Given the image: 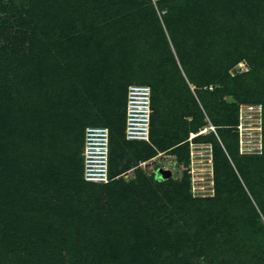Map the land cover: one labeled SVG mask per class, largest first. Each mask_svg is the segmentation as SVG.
Returning a JSON list of instances; mask_svg holds the SVG:
<instances>
[{
	"label": "rangeland",
	"instance_id": "1",
	"mask_svg": "<svg viewBox=\"0 0 264 264\" xmlns=\"http://www.w3.org/2000/svg\"><path fill=\"white\" fill-rule=\"evenodd\" d=\"M6 1L10 2L8 7H4ZM119 1L123 5L113 6L108 14L114 16L130 5L125 19L118 23L116 20L96 23L98 41H94L93 36L88 38L93 40L86 43L88 39L76 33L71 42L63 41L59 46L51 35L36 32L32 24L14 27L22 32L10 30L7 33L10 27L22 21L27 14L25 11L34 6L33 0L0 3V49L6 52L1 53L2 64L0 62V106L4 118L0 171L2 181L10 182L4 192L24 199L22 204L34 209L40 206L55 209L64 218H76L81 224L83 198L79 196L80 191L76 192V183L84 128L115 124L116 137L125 142L121 126L126 87L129 83L145 82L154 90L155 136L165 137L167 133L172 136L174 119H180L182 113L184 120L195 121L198 107L202 111L200 119L213 132L214 141L191 142L189 138L188 161L175 151H158L154 158L143 160L144 152L128 149L126 163L120 166L129 168L123 178L129 183L142 173L143 185L147 178L160 195L163 183L156 181L157 174L174 183L187 182L189 192L196 198L215 197L219 189L221 201L227 205L231 200L236 202L245 197L239 216L235 214L238 218L225 217L227 213L222 206L213 211L220 213L213 215L214 224L222 225L226 233L235 230L234 224H245L243 237L238 232L236 236L240 246L225 255L219 242H204L198 238L197 244L184 242L190 246L188 260L191 264H264V163L251 161L253 156L264 153V118L262 131L256 127L258 122L250 124L249 119L239 118L240 107L262 102L239 92L244 80L242 74L249 73L253 66L249 58L258 57L264 66V0L262 3L260 0H199L206 10L203 15H200L202 10L191 7L198 0ZM259 44L258 54L247 56ZM58 49L61 52H57ZM8 52L25 56L32 60L31 65H8L3 62ZM215 52L223 54L221 56L229 60L227 64H218L216 57L213 58ZM146 72L148 75L144 74ZM221 73L226 74L222 79ZM230 77L238 81L233 88L225 83ZM261 80H264V67ZM8 98L12 99L11 105H5ZM226 108H238L237 123L231 128V134L227 129H211L215 124L226 123L221 112ZM230 117L232 115H226ZM240 123H244L241 131L237 128ZM190 127L188 123L187 131ZM187 131L169 139L163 148L185 138ZM220 143L228 162L217 153L216 146L220 147ZM35 152L36 159L32 155ZM72 152L76 159L70 161L67 155ZM191 152L194 153L192 163ZM115 168H119L118 161ZM139 169L142 172L138 176ZM138 188L131 190L138 194ZM114 189L101 186L90 191L95 203L84 207V212L94 217L82 222L83 225L100 220L98 216L105 212V205H112L111 198L121 195V189ZM6 209L12 215L13 208ZM15 211L18 214L17 208ZM147 230L152 232L154 228L147 227ZM258 249L263 252V261L256 254ZM242 254L250 259L245 262ZM226 258L228 263H225Z\"/></svg>",
	"mask_w": 264,
	"mask_h": 264
},
{
	"label": "trees",
	"instance_id": "2",
	"mask_svg": "<svg viewBox=\"0 0 264 264\" xmlns=\"http://www.w3.org/2000/svg\"><path fill=\"white\" fill-rule=\"evenodd\" d=\"M33 1L34 6L30 10L28 9L25 11L27 14L22 18V21L10 27L7 33H10V30H15V33L22 32L20 28L15 29L14 27L32 24L33 29L40 33V35H51V39L54 42H58V46L64 43L63 41L71 42L76 33H78L80 37L85 36L86 40L94 36V41H98L96 40L98 32L95 24H99L100 22L107 23L111 20H116V23H118V21L125 19V12L129 9L128 7H130V5H128L123 12L110 16L108 12L111 11V8L113 6L118 8L119 5H123L122 2L119 0ZM8 2L9 1L5 2L7 4H5L4 7L9 6L8 4L10 2ZM0 3H3V0H0ZM259 3H262V0H260ZM241 4H243V1ZM192 6H195L197 10H202L200 15H203L204 11H206L203 9L199 0L197 3L192 4L191 7ZM166 23L170 25L169 21H166ZM5 28H8L7 24ZM93 39L90 38L85 41L87 43ZM260 48L261 45L259 44V46H256L247 56L250 54L256 56ZM59 51L61 52V50L58 49L57 52ZM1 53L5 54L6 52L0 49V62L2 64L3 55ZM17 53L8 52V58L4 59L7 62L4 60L3 62L8 65L16 64L20 67L31 65L32 60L22 55L19 56ZM215 55L213 54V58L216 57L218 64L225 65L227 61H229L228 59L226 61V58L224 59L221 56L223 54L219 55L218 52H215ZM257 58L258 57L249 58L253 66L249 73L242 74L243 76L241 77H243L244 80L241 82L242 89L239 93L242 95L244 94V96L250 94L255 98L254 100H261L262 102L260 103L264 105V80L260 82V76L262 75L264 66L260 64ZM144 74H147V72ZM220 76L222 79L226 74L221 73ZM135 83L148 84L145 82ZM225 83H228L231 88H233L238 84V81L236 77H230V79H225ZM128 85L126 87V98ZM202 87L203 90L204 86ZM153 93L154 90L152 87V105L154 104ZM258 97H260V99H257ZM8 99V102L5 101V105L12 104V99ZM178 101H180V99ZM0 104H2L1 94ZM195 110L198 113V118L195 121L188 122L184 120V114L182 113L180 119H174V134L168 136L167 133L165 137L155 136L153 133V123L156 121L152 114L150 142L129 141L125 138V108L124 122L121 126L125 142H120L121 139L116 137L117 133L113 127L116 126L117 128V125L95 124L108 126L111 130L110 176L112 180L104 184L91 183L84 180V161L82 155L84 148L83 135L78 157V164L80 167L78 171L79 178L76 176L78 181V183H76L78 188L76 192L80 191L79 196L83 198L80 209L81 224L80 220H76V218H64V215H59L58 211L55 209H48L44 206L34 209L29 204H22L24 199H18L16 195L9 196L11 194L6 191L4 192V187L6 184H10V182L6 179L2 181V174L0 171V264H191L188 260L190 246H186L184 242H188L190 245L191 243L197 244L196 240L198 238L204 242L207 240L209 242H219V246L222 245V252L225 251V255H229L231 253L229 250H233L234 247L240 246L239 242H236L238 239L236 236L238 232L243 237L245 234V224H234L232 226L233 228L235 227V230L232 231L233 233H226L222 225L214 224L215 219L213 215H220V213H215L213 211H215L217 206H222L227 213V215L224 214V216L228 217V219H235L239 216L240 205L246 201L245 197H240L241 200H236V202L231 200V203L229 202V205H227L225 202L221 201L222 191L219 189L215 197L196 198L189 192V185L187 182L180 184L174 183L170 179L161 178L159 174H157L156 181L158 183H163V191L162 195H160L155 185L147 178L144 180L146 185H143L140 179L143 176L141 169L137 170L138 176L139 173H141L139 176L140 178L128 183L123 176L129 168L120 167L122 163H126L127 156L125 154L129 156L128 149L129 151L137 149L140 150V152H144L145 156L143 160L154 158V156L158 154V151H175L179 152L182 159L188 161L190 132L194 131L198 134L194 138L196 142L208 139L213 140L212 138H214L213 132H210V130L207 133L199 134L206 124L200 119L202 116L201 109L197 107ZM221 110H223L221 112L225 116V118L223 116V119L226 123L215 124L214 126L219 130L227 129L231 134V128L237 123L238 108H226V110ZM227 114L232 115V117L226 118ZM2 116L3 112L0 106V135L1 138H4V118L2 119ZM42 120L44 119L42 118ZM38 121H41V117H38ZM188 123L191 124V129L187 131L186 128ZM42 124L43 121L41 125ZM171 127L172 121L169 129H171ZM186 131L187 135L185 138L163 148V145H165L164 143L169 139L181 135V133ZM222 145L223 144L220 143V147L216 146L217 153L218 155H222V160L224 159L225 162H228L225 158L226 154ZM159 147L162 150H159ZM235 148L238 155L236 142ZM185 149H187L186 152L183 151ZM32 155L36 159V152ZM67 157H69L70 161L76 159L73 152L69 156L67 155ZM117 161L119 163V168L116 169L115 162ZM251 161L264 163V153L262 156H253ZM31 165L34 166V164ZM131 168H133V166H131ZM231 171L233 172V170ZM3 173H5V171H3ZM137 183L139 184V195L131 190L132 188L138 187ZM141 185L143 187H141ZM101 186L107 188L113 187L115 189L119 188L121 189V195L111 198L112 205H105V212L99 213L101 216H98L100 220L96 222L93 220L83 225L82 222L87 219H92L90 217H94L93 214L84 212V207L86 208L89 204L92 206V203H95L90 191L93 189H100ZM224 187L225 186H223V189ZM127 188H129V190H127ZM241 192H244L242 187ZM135 194L138 196L134 197ZM215 202L221 204H216ZM7 207L13 208L14 211L12 215L7 211ZM16 208L18 209V214H16ZM147 227L149 229L153 227L154 230L149 232ZM232 227L230 226L231 229H228L232 230ZM193 236H195V238ZM204 249L208 251V248ZM245 249L246 247L243 249V253ZM256 254L261 256L263 261L262 250L258 249ZM249 259L250 258H247L246 255L242 254V260L246 262ZM225 263H228V258H226Z\"/></svg>",
	"mask_w": 264,
	"mask_h": 264
},
{
	"label": "built area",
	"instance_id": "3",
	"mask_svg": "<svg viewBox=\"0 0 264 264\" xmlns=\"http://www.w3.org/2000/svg\"><path fill=\"white\" fill-rule=\"evenodd\" d=\"M152 113V87L141 83L129 84L125 105V138L129 141L150 142ZM239 118L249 119L250 124L258 122L259 125L254 126L262 131L263 105L246 104V107H240ZM243 124L237 125L239 131L243 129ZM110 150L111 130L108 126L89 125L85 128L82 153L85 181L104 184L112 180ZM193 158L194 154L191 152V163Z\"/></svg>",
	"mask_w": 264,
	"mask_h": 264
},
{
	"label": "bare ground",
	"instance_id": "4",
	"mask_svg": "<svg viewBox=\"0 0 264 264\" xmlns=\"http://www.w3.org/2000/svg\"><path fill=\"white\" fill-rule=\"evenodd\" d=\"M215 127H211V129H214ZM241 128H243V127H241ZM244 129V128H243ZM242 129V130H243ZM209 131V128L208 127H203L202 129H201V131H200V133L199 134H204V133H207ZM198 134L196 133V132H192L191 133V135H190V141L192 140V142L194 141V138L197 136ZM194 154V153H193ZM193 162H194V160H193Z\"/></svg>",
	"mask_w": 264,
	"mask_h": 264
},
{
	"label": "crops",
	"instance_id": "5",
	"mask_svg": "<svg viewBox=\"0 0 264 264\" xmlns=\"http://www.w3.org/2000/svg\"><path fill=\"white\" fill-rule=\"evenodd\" d=\"M125 105H126V104H125ZM125 105H124V106H125ZM124 108H125V107H124ZM205 127H206V126H205ZM191 133H192V132H191ZM190 135H191V134H190Z\"/></svg>",
	"mask_w": 264,
	"mask_h": 264
}]
</instances>
